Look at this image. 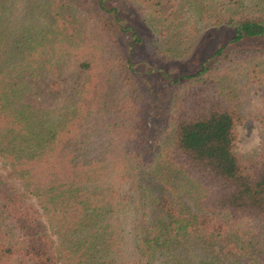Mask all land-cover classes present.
Listing matches in <instances>:
<instances>
[{
  "label": "trees",
  "instance_id": "1",
  "mask_svg": "<svg viewBox=\"0 0 264 264\" xmlns=\"http://www.w3.org/2000/svg\"><path fill=\"white\" fill-rule=\"evenodd\" d=\"M158 3L0 0V264H264V0ZM201 24L227 39L156 62Z\"/></svg>",
  "mask_w": 264,
  "mask_h": 264
},
{
  "label": "rangeland",
  "instance_id": "2",
  "mask_svg": "<svg viewBox=\"0 0 264 264\" xmlns=\"http://www.w3.org/2000/svg\"><path fill=\"white\" fill-rule=\"evenodd\" d=\"M118 1L121 2L124 0H118ZM159 1H160V4L158 3L159 7L162 5L165 10L178 7L179 4L182 2V0H159ZM182 26L189 31L188 23H183ZM198 27L200 28V30L199 31L197 30V33L194 34V36L190 34V37L187 38L191 40L181 45L180 49L191 43L192 44L196 43L194 46H192L191 50L188 52L189 53L188 55L186 54L179 57L177 56L172 59V57H169L167 54L157 51L158 53L156 54V62H161L164 63L165 65L168 64L169 66L167 68L169 69L170 73H175V74L182 73L194 66L193 62L195 61L196 57L199 56V54L203 51L204 47H206L205 50L207 51L212 50L213 45L215 43L227 39V35L229 32L218 26L206 27L203 24H201L198 25ZM145 32L147 33L146 35H148V33L152 34L148 30H145ZM154 36L157 38L156 40L157 42L155 43L158 44L165 43L166 40H164L159 35L155 34ZM256 41L258 40H250V42L252 43H255ZM213 42L214 44H212ZM66 79H68V77ZM66 79L62 81L60 90H56V91L50 90L49 92H47L45 90L38 89L39 98H41V100L44 103L49 105L58 104L61 101V99L64 98L69 88V84L68 85L65 84V82L67 81ZM150 83H152V79L150 80ZM45 87L47 89V86ZM154 90L156 91V93H158L156 88ZM241 95L243 99V103L241 105V112L244 113L245 118L244 121L242 120L241 122H239V125L237 127L236 149L238 150V152L243 153L259 147L261 140L260 132L262 125L260 119L257 118L255 112L260 103V93L257 85L255 83H252L248 88H246L245 91L241 90ZM0 170L3 172H6L8 170L7 166L4 164V162L1 159H0ZM16 183L18 187L21 189L22 181L16 180Z\"/></svg>",
  "mask_w": 264,
  "mask_h": 264
}]
</instances>
